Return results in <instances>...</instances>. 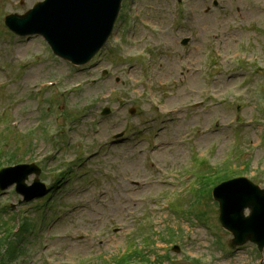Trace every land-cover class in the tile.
<instances>
[{
  "label": "rangeland",
  "instance_id": "374dc122",
  "mask_svg": "<svg viewBox=\"0 0 264 264\" xmlns=\"http://www.w3.org/2000/svg\"><path fill=\"white\" fill-rule=\"evenodd\" d=\"M40 1L0 0V80L7 82L0 107L10 108L2 137L25 162L44 164L47 185L62 167L57 177L64 182L32 203L14 186L1 191L0 230L12 238L6 250L21 255L14 264H113L134 239L143 242L145 224L155 233L148 253L153 264H264V251L253 244L227 254L232 235L196 219L206 212L217 221L208 182L176 205L186 191L179 182L193 179L188 170L201 165L191 160L196 151L213 168L231 165L264 187V0H124L126 20L111 42L75 69L40 36L20 38L5 27V15L24 14ZM244 43L258 63H235L233 53ZM22 60L29 62L21 67ZM59 75L64 83L43 91L38 107L32 85ZM232 99L241 102L243 118L258 122L230 124ZM106 106L112 114L104 117ZM119 132L125 135L115 140ZM5 155L0 150V158ZM67 157L80 159L66 165ZM164 191L178 192L171 193L168 210ZM176 240L179 251L171 243Z\"/></svg>",
  "mask_w": 264,
  "mask_h": 264
},
{
  "label": "water",
  "instance_id": "95a60500",
  "mask_svg": "<svg viewBox=\"0 0 264 264\" xmlns=\"http://www.w3.org/2000/svg\"><path fill=\"white\" fill-rule=\"evenodd\" d=\"M119 2L120 0H47L30 13L25 25L30 27V31L43 33L62 55L78 60L92 53L111 29ZM26 177L27 173L18 180V189L27 194L28 188L23 184ZM242 187L243 194H252L251 188L244 185ZM224 194L215 195L221 203V220L227 228L236 231L237 235H244L245 231L233 224L237 218L228 210L231 200L229 197L225 199ZM249 225L253 229H264V215H259L255 210ZM249 225H242L247 234L250 232Z\"/></svg>",
  "mask_w": 264,
  "mask_h": 264
}]
</instances>
